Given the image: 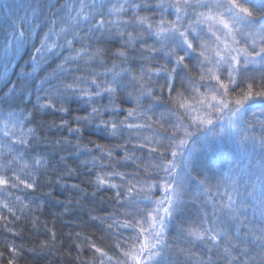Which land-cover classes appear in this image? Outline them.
I'll return each mask as SVG.
<instances>
[{
	"label": "snow or ice",
	"instance_id": "snow-or-ice-1",
	"mask_svg": "<svg viewBox=\"0 0 264 264\" xmlns=\"http://www.w3.org/2000/svg\"><path fill=\"white\" fill-rule=\"evenodd\" d=\"M77 3V14L72 16L71 12L76 11V8H69L67 20L63 17L53 20V28L44 36L41 46L35 48L34 60L38 57L46 59L48 56H55L57 49H63L68 55L61 53L62 63L57 65L48 80L41 82L38 92L45 95L38 96L37 104L33 107L57 108L58 103V111L68 112L63 104L75 98L91 107V114L82 118L85 124L114 138L123 137L126 131L140 132L145 128L151 129L153 124L129 123V119L137 115L133 110L127 112L124 120L101 119L103 113L111 112L116 116L122 110L115 106L98 108L94 106L98 102L97 98L114 97L118 91L126 92L127 87L131 86L140 90L136 97L137 103L142 96H147L159 104L160 100L154 93L152 84L154 80L162 78L164 84L160 85L159 91L161 95L167 93V103L171 105L168 111L175 117V123L169 125L171 134L162 137L166 143L161 139L145 138L146 142L137 145L141 149L147 147L150 155L159 157L157 163L149 162L144 168L143 178L138 172L116 170L96 176L97 188L115 189L113 199L124 211L108 217L112 221L108 224V230L116 229L113 233L117 237L114 247L119 250V255L113 257L102 247L90 243L95 254V264H169L167 257L172 248L166 240V233L169 226L176 228L178 221L188 225L187 228L179 229L181 237L211 245L201 264H221V261L223 264H264V192L260 199L262 210L259 227L256 223L248 222L247 218L243 222L247 229L246 238L230 235L215 226L203 227L206 223L203 220H191L190 223V216L185 218L188 209L184 201L186 183L196 184L207 190L206 181L198 177L215 167L216 157L213 146L207 139L208 130L215 128L225 116L228 126L237 128L243 124V116L250 101L259 98L264 102V74L259 78L249 74L253 71L249 65L256 63L261 65L264 73V3L259 7L252 6L254 0H161L156 5L147 0H91V3L77 0ZM126 3L134 14L129 19L122 20L119 19L121 14L128 15ZM165 7L175 9V20L168 21L161 17L156 22L151 17L135 14L156 9L163 11ZM114 16L117 19H112ZM82 23L85 24L83 30L80 29ZM61 24H66L67 27H59ZM121 27H131L133 31L143 29L147 39H154V45L149 46L147 39L137 34L142 61H154L157 55L163 53L162 58L166 60V64L152 67L141 63L139 75L122 68L128 63L129 55L126 50L134 39L131 32L125 31L118 32L124 43L112 53L113 59L119 60L120 65L114 63L111 68L107 67L103 61L106 51L99 45L107 42V38ZM79 31L83 34L78 36ZM53 35L58 39L62 38L63 42L52 40ZM25 36L23 30L13 26L11 35L5 38V51L9 44L13 49L22 46L26 42ZM85 40L88 41L87 45L83 43ZM74 43L81 46L76 48ZM89 62L103 67L104 72L90 70ZM82 64L85 66L82 67ZM118 67L121 68L120 71L116 70ZM194 69L199 72L198 79L190 74ZM54 79L58 81L55 88L44 87V84H51ZM125 79H128V84L123 83ZM9 84L11 87L4 93V99L0 100V104L10 109L0 113V135L4 138L0 148H7V152H0V209H6L18 220L20 217L16 215V211L23 213L28 205L20 201L19 197H16L15 202L9 199L11 192L21 187H37L35 171L36 166L42 162L33 158L30 165L23 162L24 156L20 155L21 149L35 151L32 148L35 130L26 129L23 123L32 115H25V90L11 81H7L5 86L8 87ZM201 88L204 89L203 92ZM233 93L237 95L234 97ZM40 100L44 103H40ZM16 109H21L19 114ZM141 118L152 120L146 113L141 114ZM97 119L99 122L93 123ZM28 122L31 123V120L28 119ZM66 123L67 121H62L61 126ZM68 130L74 134L80 133L79 127ZM160 135L157 133V136ZM260 143L264 147V136ZM96 147L100 149L99 145ZM167 153H170L171 159H167ZM108 156H112L110 151ZM125 159L132 160L136 168L141 167L135 163L134 156H126ZM148 168L166 174L163 185L150 182ZM116 178L119 183L113 182ZM161 187L162 198L152 200V190ZM224 195L227 196V203L223 205L228 210L226 215L236 217L239 213L237 201L227 192ZM0 219L7 221L6 217ZM4 227L12 231L7 222ZM121 229L130 231L127 238L121 239ZM52 235L55 239V233ZM7 248L12 255L7 264H15V257L21 249L14 244L7 245ZM2 256L3 253H0V257Z\"/></svg>",
	"mask_w": 264,
	"mask_h": 264
},
{
	"label": "trees",
	"instance_id": "trees-1",
	"mask_svg": "<svg viewBox=\"0 0 264 264\" xmlns=\"http://www.w3.org/2000/svg\"><path fill=\"white\" fill-rule=\"evenodd\" d=\"M85 2L91 3V0H85ZM147 2L156 5L161 0H147ZM261 3H264V0H254L252 6L259 7ZM65 5L69 7L66 8ZM69 8H76V11L71 12V15L75 16L79 11L77 0H0V89L3 90L0 91V100L4 99V93L11 87V84L8 87L5 86L7 81L25 90L24 104L27 105L25 115L27 116L28 113L32 115L28 118L31 123L28 119H25L23 123L26 129L35 130L32 143L35 151L21 149L20 155L24 156L23 162L30 165L33 163V158L40 159L42 162L41 165L36 166L35 171L38 186L34 189L21 187L19 190L12 191L9 197L14 202L16 197H19L20 201L28 205L23 213L14 209L20 219H15L6 209H0V217L7 218V221L0 219V253H3L0 264H7L8 260L12 259L7 248L9 244H14L21 249L15 257V264H95V254L89 246L90 243L102 247L113 257L118 256L119 250L114 247L117 237L113 235L116 229L108 230V224L112 222L108 217L124 210L120 209L113 199L115 189L97 188L96 176L116 170L126 173L138 172L143 178L144 168L149 162L157 163L159 157L155 154L150 155L147 147L141 149L137 145L146 142L145 138L162 140L163 136L171 134L169 125L175 123V117L168 111L171 105L167 103V93L161 95L159 91L160 85L164 84L162 78L154 80L152 84L153 91L160 100L159 104L147 96H142L137 103L136 97L140 90L131 86L127 87L126 92L118 91L114 97L97 98L98 102L94 106L98 108L115 106L122 110L116 116H113L111 112L103 113L101 119L124 120L127 112L133 110L137 115L130 118L129 123L153 124L151 129L145 128L140 132L126 131L123 137L114 138L100 132L92 125L85 124L82 118L91 114V107L78 99L73 98L70 102L63 104L68 112L58 111L60 107L58 103L57 108L33 107L37 104L38 96L45 95L43 92H38L41 82L48 80L57 65L62 63L61 53L64 56L68 55L63 49H57L55 56H48L46 59L38 57L34 60L35 48L41 46L44 36L53 28V20H59L61 17L68 19ZM169 10L165 7L163 11L156 9L155 11H139L135 14L151 17L153 21L158 22L161 17H166L164 19L168 20ZM126 11L128 15L121 14L119 19L126 20L134 14L130 8ZM112 19L117 17L114 16ZM13 26L26 33L24 38L26 42L15 49L9 44L5 51V38L11 35ZM59 27H67V25L61 24ZM59 27L56 28L57 32ZM80 29H85V24H80ZM125 31L131 32L134 39L126 50L129 55L128 63L121 66L122 68L139 75L141 63L152 67L156 64H166V60L162 58L163 53L157 55L154 61H142L137 34L139 33V36L145 39L147 34L140 28L133 31L131 27L127 29L121 27L107 38V42H101L99 45L106 51L103 61L107 67L111 68L114 63L120 65L119 60L113 59L112 53L120 49L124 43V39L119 38L118 32ZM82 34V31L78 32V36ZM51 39L57 43L63 42V39H58L56 35H53ZM83 43L87 45L88 41L85 40ZM147 43L149 46L154 45V39H147ZM80 46L79 43H74V47ZM192 63L194 64L195 61ZM84 66L82 64V67ZM88 66L90 70L104 72L103 67H98L93 62H89ZM116 70L120 71L121 68L118 67ZM252 70L249 74L257 78L264 74L261 68ZM190 74L197 79L199 77L196 69ZM26 75L27 79H25ZM123 83L128 84V79H125ZM57 85L58 81L54 79L51 84H44V87L55 88ZM177 88L179 89V82H177ZM203 91L204 89L201 88V92ZM129 93L131 95H128ZM232 95L235 97L237 93ZM40 103L44 101L40 100ZM9 110L0 104V113ZM16 111L19 114L21 109ZM145 113L152 117L151 121L141 118V114ZM256 113L259 114H247L251 118H246L248 130L245 133L246 136L241 134L237 138H229L218 131V123L216 131L208 130L207 139L213 146L216 164L211 171L198 177L206 181L207 190L201 189L196 184L186 183L185 185L184 201L188 209L185 218L190 216V223L191 220L197 222L203 220L206 221L203 227L215 226L218 230L242 238H246L247 229L243 223L245 218L259 227L262 210L260 199L264 192V147H261L260 143L261 137L264 136V118L259 109ZM62 121L67 123L61 126ZM97 122H99L98 119L93 123ZM76 127L80 128L78 134L68 130ZM157 133L161 135L157 136ZM245 139L248 140L245 142ZM162 142L166 143L163 140ZM3 143L4 138L0 135V144ZM97 145L104 151L98 149ZM109 151L112 153L110 158ZM0 152H7V148H0ZM166 155L167 159H171L170 153ZM126 156H134L135 163L141 167L136 168L132 160L125 159ZM177 164H179V157H177ZM25 171L29 170L25 169ZM148 175L150 182L161 185L166 179L165 173L152 168H148ZM113 182L119 183V179L116 178ZM74 185L76 187H73ZM225 192L233 195V199L237 201L239 213H243L242 215L239 213L236 217L226 215L228 210L223 207L227 203ZM158 194H160L159 190L153 189L150 194L151 199H157ZM6 222L12 231L4 227ZM181 227L187 228L188 225L178 221L177 227L169 226L166 233V240L172 248L167 257L169 264H201L211 245L181 237L178 234ZM120 232L121 239L127 238L130 234L129 230L121 229ZM53 233H55V239H53ZM221 264H223L222 261Z\"/></svg>",
	"mask_w": 264,
	"mask_h": 264
},
{
	"label": "rangeland",
	"instance_id": "rangeland-1",
	"mask_svg": "<svg viewBox=\"0 0 264 264\" xmlns=\"http://www.w3.org/2000/svg\"><path fill=\"white\" fill-rule=\"evenodd\" d=\"M120 2H125V0H120ZM166 8L170 9L168 12V20H170V21L175 20V9L174 8H168V7H166ZM128 9L129 8L127 7V3H126V10H128ZM164 18H166V17H164ZM249 68L250 69H258V68H261V65L259 63H256V64L249 65ZM247 108H248V110H247L246 114L243 116V124L242 125H238L237 128H230L228 126V123H227V116H225L224 120L218 122V131H220V133H222L223 135H227V137H229V138H237V137L241 136V134L243 136H246L245 133L248 132L247 126L245 123L246 118L250 119L251 118L250 115L259 114V113H256V111L258 109L260 110V114H262V116L264 118V102H262L259 98H257L254 101H250ZM248 113H250V115H247ZM247 122H249V120ZM212 129H214L216 131V126H215V128H212ZM222 129H224V131H222ZM246 140H248V139H245V142H246ZM158 190H159L160 194H158V196H157L158 198L154 199V200L161 199L163 196V188L162 187L158 188Z\"/></svg>",
	"mask_w": 264,
	"mask_h": 264
}]
</instances>
